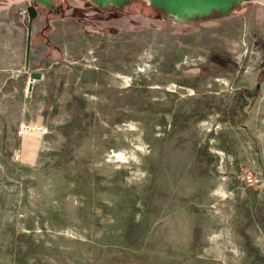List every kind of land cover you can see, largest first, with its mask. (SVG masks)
I'll use <instances>...</instances> for the list:
<instances>
[{
	"label": "rangeland",
	"instance_id": "obj_1",
	"mask_svg": "<svg viewBox=\"0 0 264 264\" xmlns=\"http://www.w3.org/2000/svg\"><path fill=\"white\" fill-rule=\"evenodd\" d=\"M173 2L0 0V264H264V0Z\"/></svg>",
	"mask_w": 264,
	"mask_h": 264
},
{
	"label": "crops",
	"instance_id": "obj_2",
	"mask_svg": "<svg viewBox=\"0 0 264 264\" xmlns=\"http://www.w3.org/2000/svg\"><path fill=\"white\" fill-rule=\"evenodd\" d=\"M1 10V9H0ZM21 29L20 26H18V23L16 22H12L9 20H0V39L3 38L5 39L6 37H9L10 35H12V31H15L16 35H20L21 31H19ZM19 31V32H18ZM2 44V43H0ZM2 46V45H0ZM3 47V48H2ZM0 47V53H2L0 55V75L2 76H9L10 72L12 70L11 68V59L9 58V55L13 52L16 51L11 49V45H7L4 44V46Z\"/></svg>",
	"mask_w": 264,
	"mask_h": 264
},
{
	"label": "water",
	"instance_id": "obj_3",
	"mask_svg": "<svg viewBox=\"0 0 264 264\" xmlns=\"http://www.w3.org/2000/svg\"><path fill=\"white\" fill-rule=\"evenodd\" d=\"M99 1V0H98ZM148 1H162V0H148ZM174 1L173 3L169 4V8L173 10L174 12L180 11V10H193L194 8H197V5H207V6H213V5H222L226 6L228 4L232 3H237L235 1H230V0H170ZM247 1V0H245ZM239 4V3H237ZM28 14H29V19H35L37 16V12L33 6L28 7ZM39 77L38 74H31L30 78L31 81L35 78ZM30 88V86H29Z\"/></svg>",
	"mask_w": 264,
	"mask_h": 264
},
{
	"label": "built area",
	"instance_id": "obj_4",
	"mask_svg": "<svg viewBox=\"0 0 264 264\" xmlns=\"http://www.w3.org/2000/svg\"><path fill=\"white\" fill-rule=\"evenodd\" d=\"M19 14L24 17L27 13L26 10L24 9H21L19 10ZM44 129H43V126L42 124L40 123H33L31 125H28V124H20L18 126V129H17V135L18 137H24L25 135H28V134H41L43 133Z\"/></svg>",
	"mask_w": 264,
	"mask_h": 264
},
{
	"label": "trees",
	"instance_id": "obj_5",
	"mask_svg": "<svg viewBox=\"0 0 264 264\" xmlns=\"http://www.w3.org/2000/svg\"><path fill=\"white\" fill-rule=\"evenodd\" d=\"M137 1H140V0H124V3H123V5H119V8H118V6H117V10L119 11L121 8H125V7H129V6H134L133 4H134V2H137ZM151 9V8H150ZM121 11H123L122 9H121ZM144 11V10H143ZM262 80V76H260V81Z\"/></svg>",
	"mask_w": 264,
	"mask_h": 264
},
{
	"label": "bare ground",
	"instance_id": "obj_6",
	"mask_svg": "<svg viewBox=\"0 0 264 264\" xmlns=\"http://www.w3.org/2000/svg\"><path fill=\"white\" fill-rule=\"evenodd\" d=\"M230 1H235V2H238L239 3L241 0H230Z\"/></svg>",
	"mask_w": 264,
	"mask_h": 264
}]
</instances>
